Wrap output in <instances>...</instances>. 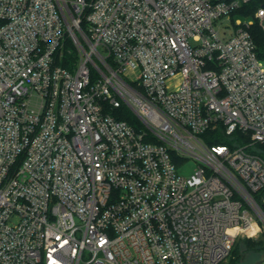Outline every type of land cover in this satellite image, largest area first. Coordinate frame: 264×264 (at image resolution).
Returning a JSON list of instances; mask_svg holds the SVG:
<instances>
[{"label":"built area","instance_id":"built-area-1","mask_svg":"<svg viewBox=\"0 0 264 264\" xmlns=\"http://www.w3.org/2000/svg\"><path fill=\"white\" fill-rule=\"evenodd\" d=\"M250 1L0 0V264H220L261 231L264 157L203 137L264 144Z\"/></svg>","mask_w":264,"mask_h":264},{"label":"trees","instance_id":"trees-1","mask_svg":"<svg viewBox=\"0 0 264 264\" xmlns=\"http://www.w3.org/2000/svg\"><path fill=\"white\" fill-rule=\"evenodd\" d=\"M261 0H252L250 2L242 4L240 7L235 9L232 12L233 16L243 17V18H254L253 24L250 26V32L256 44V51L260 58L264 59V29L261 26L258 19L255 18V13L258 8L262 5ZM81 27L85 30V24L81 23ZM78 57V51L71 40H68L61 52L60 56V64L66 66L68 68H73ZM114 114L115 116L126 119L129 123L133 124L136 127H140L142 125L139 118H137L132 111H130L129 107L121 106L119 108H110L107 110ZM203 137L205 141L209 144H218V143H226L230 145H247V148L251 151L258 152L264 157V144H254L250 145V139L248 134L243 133L240 130L235 131L232 136L227 135L222 128H218L217 130H209L203 133ZM260 193H254L255 199L262 204ZM249 239V238H248Z\"/></svg>","mask_w":264,"mask_h":264},{"label":"rangeland","instance_id":"rangeland-1","mask_svg":"<svg viewBox=\"0 0 264 264\" xmlns=\"http://www.w3.org/2000/svg\"><path fill=\"white\" fill-rule=\"evenodd\" d=\"M129 109L138 118L134 110ZM175 162L178 172L183 176L194 173L199 165V160L194 157H175ZM258 220L261 231L254 237H240L230 255L220 264H264V217L259 216Z\"/></svg>","mask_w":264,"mask_h":264},{"label":"water","instance_id":"water-1","mask_svg":"<svg viewBox=\"0 0 264 264\" xmlns=\"http://www.w3.org/2000/svg\"><path fill=\"white\" fill-rule=\"evenodd\" d=\"M264 5V4H263Z\"/></svg>","mask_w":264,"mask_h":264}]
</instances>
